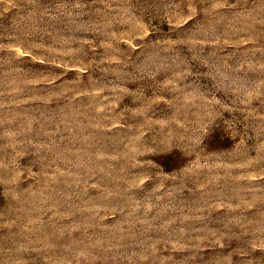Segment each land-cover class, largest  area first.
Wrapping results in <instances>:
<instances>
[{
  "label": "rangeland",
  "instance_id": "374dc122",
  "mask_svg": "<svg viewBox=\"0 0 264 264\" xmlns=\"http://www.w3.org/2000/svg\"><path fill=\"white\" fill-rule=\"evenodd\" d=\"M0 264H264V0H0Z\"/></svg>",
  "mask_w": 264,
  "mask_h": 264
}]
</instances>
